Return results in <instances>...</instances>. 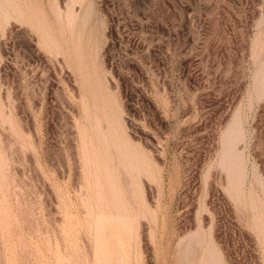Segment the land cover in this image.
I'll return each instance as SVG.
<instances>
[{"label": "rangeland", "instance_id": "obj_1", "mask_svg": "<svg viewBox=\"0 0 264 264\" xmlns=\"http://www.w3.org/2000/svg\"><path fill=\"white\" fill-rule=\"evenodd\" d=\"M0 264H264V0H0Z\"/></svg>", "mask_w": 264, "mask_h": 264}, {"label": "bare ground", "instance_id": "obj_2", "mask_svg": "<svg viewBox=\"0 0 264 264\" xmlns=\"http://www.w3.org/2000/svg\"><path fill=\"white\" fill-rule=\"evenodd\" d=\"M140 178V177H139Z\"/></svg>", "mask_w": 264, "mask_h": 264}]
</instances>
